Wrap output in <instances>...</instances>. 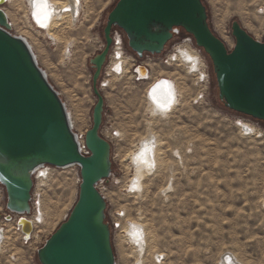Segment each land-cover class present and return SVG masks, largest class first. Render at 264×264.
Wrapping results in <instances>:
<instances>
[{
  "label": "rangeland",
  "instance_id": "obj_1",
  "mask_svg": "<svg viewBox=\"0 0 264 264\" xmlns=\"http://www.w3.org/2000/svg\"><path fill=\"white\" fill-rule=\"evenodd\" d=\"M203 1L212 29L229 50L235 44L233 20L254 38L264 40V0ZM116 2L83 0L78 21L67 26L69 29H58L59 43L35 29L25 0H8L3 5L12 23L11 33L31 40L39 65L47 71L81 131L91 128L97 100L89 60L104 49L103 29ZM185 37V32L175 36L155 61L148 62L151 79L169 76L182 94L166 115L154 116L149 109V80L132 82L130 57L135 54L127 42V71L109 76L111 65L106 62L98 83L109 82L101 88L106 100L101 133L112 144L113 175L100 188L108 203L107 221L117 264L136 261L125 232L127 224L134 221L144 224L153 242L146 264H220L230 255L240 264H264V122L224 105L212 62L203 49L205 82L188 73L186 63L170 60L173 48ZM239 122L253 124L261 135L245 134ZM149 130L163 143L164 163L142 177V187L134 194L127 190L135 173L129 156ZM113 131L118 136H111ZM80 182L76 166L53 168L47 178L35 180V204H42L46 223L34 227L27 244L20 241L23 233L14 230V221H3L6 192L0 186V228L6 232L0 264H41L37 250L67 219Z\"/></svg>",
  "mask_w": 264,
  "mask_h": 264
},
{
  "label": "water",
  "instance_id": "obj_2",
  "mask_svg": "<svg viewBox=\"0 0 264 264\" xmlns=\"http://www.w3.org/2000/svg\"><path fill=\"white\" fill-rule=\"evenodd\" d=\"M0 0V185L6 208L31 212L34 172L42 165L80 167L78 197L67 219L38 248L41 264H117L107 221V200L97 184L113 173L112 144L101 129L106 100L99 79L109 54L113 26L121 28L130 50L162 54L181 32L194 37L212 62L219 99L231 110L264 122V40L254 38L238 20L231 28V50L215 33L203 0H117L107 15L104 49L90 58L97 98L93 122L86 132L88 155L81 152L70 113ZM64 10H67L66 8ZM138 71L147 70L138 66ZM27 239L32 223L19 218Z\"/></svg>",
  "mask_w": 264,
  "mask_h": 264
},
{
  "label": "bare ground",
  "instance_id": "obj_3",
  "mask_svg": "<svg viewBox=\"0 0 264 264\" xmlns=\"http://www.w3.org/2000/svg\"><path fill=\"white\" fill-rule=\"evenodd\" d=\"M6 2H8V0ZM25 2L27 3L26 6L28 8L27 12H28L30 22L35 27V29H38L36 27V24L42 26L41 30H43V34L46 35L47 38H51L49 40L56 41V42L62 40V37L58 35V32H60L58 29L63 31L65 30L67 26L76 23L82 13V8H83V0H25ZM63 8H66L67 10H64ZM33 21H35L36 23H34ZM117 28L118 27L113 26L111 33H113L114 30ZM24 38L30 44L36 56V59L38 61L37 54L35 53V50L33 49V46L30 43L31 40L28 37H27L28 39L26 37ZM124 58L125 57L123 56V58H121L119 63H114L113 65L111 64V68H113V71L109 72L110 75L118 76V75H122L123 73L127 71L128 61L127 60L125 61ZM175 59L176 61L186 63L187 72L190 74L197 75L200 82L206 81V78H207L206 62L204 61L203 58H201L200 56L196 54V51L193 50L192 47H190L188 43H185L179 47L178 52L175 54ZM139 66H144L147 69V70H144L143 72L140 71V73L143 76H147L148 80L150 81L149 85L147 86L146 97L150 105L149 109L151 113H152V110L156 107L155 101L152 99L153 89H156L155 93L157 97H160L161 99H165V100H169V93L171 92L172 96L174 97L173 102L169 105L167 109L162 110L164 113L163 115H166L167 113L171 112L172 109H174V107L178 104L179 97L182 95L180 94V91H179L180 89L177 83L171 80L170 77H169L170 78L169 80H166L167 78H160V77L156 79L152 78L154 79L152 80L150 78L149 68H147L148 66L149 67L151 66V63H148L146 66L145 65H139ZM44 71L46 72V75L48 76L47 71L45 69ZM176 92H177V96L175 100ZM68 111L70 113L71 120H72L71 111L69 109ZM154 116H162V115H154ZM72 123H73V120H72ZM237 124L238 126H240V128L245 134L257 133L258 135H261L260 132L257 130V128L251 123L239 122ZM162 144L163 143L161 142V139H159V137L153 131L149 130V132L139 140L136 146L134 145L135 149L130 152L131 153L129 156L130 163L131 162L133 163L132 165L133 167H135V173L133 174L134 176L130 178L128 183L131 186V188L135 190L134 194H136L137 190L140 188L139 186L142 187V184H143L142 177H144L145 175L147 176L148 173L155 171L158 167H160L164 163V157L161 156L162 155L161 153ZM142 153H143V156H141ZM129 165L132 166L131 164ZM154 166H155V169H153ZM45 173L49 174V171L47 172L45 171ZM47 176L45 175V177L41 179H45L47 178ZM129 185H127V188L129 187ZM34 186H35V183H34ZM36 205H38V207L35 206L36 213L34 217H31V215H28L32 212V209L30 213H27L25 214V216H23L32 223L33 228L31 231V237L33 235L35 226L46 223L44 211L41 206L42 204L37 203ZM21 232L23 233V231ZM125 232H126L127 239L132 245L131 249L136 259L134 264H146L145 260H147L146 257L148 255V252H151V249L153 248V245H152L153 242L149 240L144 224L139 221L128 223L126 226ZM133 233H138V235L134 236ZM5 239H6L5 229L0 228V248L2 247L3 243L6 241ZM220 264H240V262H238L235 258H233L230 255L224 259L222 258V261Z\"/></svg>",
  "mask_w": 264,
  "mask_h": 264
},
{
  "label": "built area",
  "instance_id": "obj_4",
  "mask_svg": "<svg viewBox=\"0 0 264 264\" xmlns=\"http://www.w3.org/2000/svg\"><path fill=\"white\" fill-rule=\"evenodd\" d=\"M65 9V8H63ZM34 23H36L35 21H33ZM36 27L39 28V29H42V26L36 24ZM184 32V31H183ZM183 32H181L180 34H182ZM186 33V32H185ZM178 34V35H180ZM187 37L184 38V41L179 44L178 46L174 47L173 49L175 50V53L171 56V61L173 63H176V59H175V54L178 52V49L179 47L183 44V43H188L190 47L194 48V50L196 51V54L198 56H200L201 58H203L202 56V49L201 47L197 46L196 42H195V39L192 35L190 34H187ZM111 36H112V39H113V43L111 45V48H110V51H109V54L107 56V62L109 63V65H113L114 63H119L121 58H123V56H125V61H126V58H128L127 54H128V51H127V44H126V35L124 33V31H122L119 27L117 29L114 30L113 33H111ZM177 36V35H176ZM125 40V41H124ZM193 40L195 43H193ZM204 51V50H203ZM205 52V51H204ZM158 55L160 54H151V53H148V52H145L144 53V56L143 58H139L137 55H133L130 57L131 59V63H132V72H131V76L133 78L132 82L133 83H136V84H142L143 82H146L148 83V78L147 76H143L139 71H138V66L139 65H145V62H150V61H155V58L158 57ZM204 59V58H203ZM205 61V60H204ZM178 63H180V61H178ZM169 64V63H167ZM171 64V62H170ZM110 70L112 69L113 71V68H111V66H109ZM148 68V67H147ZM149 71L150 72H153L151 68H149ZM115 74V73H114ZM110 75V74H109ZM116 75V74H115ZM160 78H167L166 80H169V76H160ZM100 80V79H99ZM172 80V79H171ZM156 83V82H155ZM108 84V81H105V82H101V84H99V87L102 88V87H106ZM176 96H177V92L175 93V100H176ZM71 117V116H70ZM71 125H72V129L74 130V132L76 133V136H77V139H78V142H79V145H80V149H81V152L85 155H88L90 153V151L88 150L86 144H85V136H86V132L87 130L85 131H81V130H78L76 129V126L75 124L73 125L72 123V120H71ZM111 136H118V133L117 131H113L112 135ZM76 167H79L78 165H74ZM70 167H73V166H70ZM56 167L54 166H50V165H42L40 167H38L35 172H34V183H35V180H38V179H41V178H44L45 175L47 176L48 174L45 173V171H50L51 169H53ZM80 168V167H79ZM113 175V174H112ZM112 175L110 177H112ZM109 177V178H110ZM108 179H103L101 180L98 184H97V187L98 189L101 191V188H100V184L103 183L104 181H106ZM1 186V185H0ZM3 188V186H1ZM34 188L35 186L33 187V190H32V197H31V209H32V212L28 215H31L32 217V213H33V210H34V206L36 205L35 204V201H34V197H35V193H34ZM1 189V188H0ZM130 189V191L132 193L135 192V190L133 188H131V186L129 185V187L127 188V190ZM102 192V191H101ZM0 193H2V190H0ZM102 194L104 195V193L102 192ZM105 196V195H104ZM37 203V202H36ZM36 212V211H35ZM25 214L27 213H18V212H14V211H11V210H8L7 208H5V213L3 214V221L7 222H13L14 221V225L17 226V228L14 227V230L16 231H23V228H22V225L19 223V218L21 216H25ZM123 215H120V217H122ZM2 221V222H3ZM2 224H5L4 222ZM2 226V225H1ZM119 225H116L115 227L117 228ZM20 233V232H19ZM21 234V233H20ZM19 239L20 241L23 243V244H27L29 243V241L32 239V237H30L29 239L26 238L25 236V233L23 232V234H21L19 236Z\"/></svg>",
  "mask_w": 264,
  "mask_h": 264
},
{
  "label": "clouds",
  "instance_id": "obj_5",
  "mask_svg": "<svg viewBox=\"0 0 264 264\" xmlns=\"http://www.w3.org/2000/svg\"><path fill=\"white\" fill-rule=\"evenodd\" d=\"M155 96V99L153 98ZM152 99L155 101L156 107L152 110V115H163V107L161 105H167L169 100L161 99L160 97L156 96V93L152 95ZM147 150V149H145Z\"/></svg>",
  "mask_w": 264,
  "mask_h": 264
},
{
  "label": "snow or ice",
  "instance_id": "obj_6",
  "mask_svg": "<svg viewBox=\"0 0 264 264\" xmlns=\"http://www.w3.org/2000/svg\"><path fill=\"white\" fill-rule=\"evenodd\" d=\"M156 92V89H153V93L152 95ZM153 98L155 99V96H153ZM174 97L172 96L171 92L169 93V102L167 105H161V107H163L164 109H167L169 107V105L173 102ZM141 156H143V153L141 154ZM151 166V165H150ZM133 235H138V233H133Z\"/></svg>",
  "mask_w": 264,
  "mask_h": 264
},
{
  "label": "trees",
  "instance_id": "obj_7",
  "mask_svg": "<svg viewBox=\"0 0 264 264\" xmlns=\"http://www.w3.org/2000/svg\"><path fill=\"white\" fill-rule=\"evenodd\" d=\"M126 42H127V40H126Z\"/></svg>",
  "mask_w": 264,
  "mask_h": 264
}]
</instances>
